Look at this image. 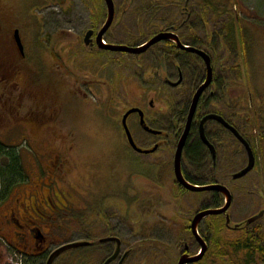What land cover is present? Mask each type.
<instances>
[{
    "label": "rangeland",
    "instance_id": "obj_1",
    "mask_svg": "<svg viewBox=\"0 0 264 264\" xmlns=\"http://www.w3.org/2000/svg\"><path fill=\"white\" fill-rule=\"evenodd\" d=\"M9 1L16 6L17 0ZM129 1L113 0L116 16L104 36L106 44L135 47V43L142 45L153 37L148 35V32L145 33L147 25L142 26L137 12L129 7ZM230 1L228 7L237 26L234 35L237 55H230L228 46H220L219 42L216 53L218 55H214V58H223L215 60L213 68L217 76L222 77L224 89H227L229 111L232 114L228 111L225 117H229L227 119L230 122L234 121L233 114L241 119L242 124H238L236 118L233 123L239 126L240 131L249 139L247 143L255 155V167L246 178L233 180L232 176L246 167L247 158L237 141L228 142L226 139L223 141V147H217L214 141L210 142L217 149V167H221L222 171L214 169L216 165L208 163L210 153L201 143L207 151L204 152L206 163L212 168L209 171L208 167L205 173H200L197 170L198 165L193 163L195 167L190 168L193 170L190 176L225 186L233 198L231 221L239 223L256 214L258 208L264 210V0ZM34 3L40 9L33 12L37 25L33 31L34 39L29 45L30 52L26 49L25 56L40 65V68L34 69L36 72L41 71V80L36 81L34 85L29 73L23 68L20 69L16 82L13 75H5L8 77L5 78L7 82H4V88L9 90L12 87L13 90L7 97L12 98L14 102L4 98L2 108L6 109L5 118L12 120L0 123V133L4 134L0 143L21 159L27 175L25 180L10 184L9 191L5 190L8 197L5 194L6 200H0V204L4 202L0 205V221L3 220L2 216L7 214V207L14 202L15 196L28 194L33 199H39L45 187L51 183L52 188L64 193L67 207L54 222L53 237L46 236L45 239L54 244L86 243L87 240H95L98 236L94 231V225L97 224L93 217L95 207L101 202H109L122 196L124 193L121 194V191L127 185V197L158 199V205L151 207L153 216L144 219L145 224L164 223L170 227L171 235L183 236L184 226L179 224L180 221L175 225L169 220H157L158 214L167 218L180 214L179 218L174 219L186 220L184 216H189L187 210H191L192 217L193 212L200 207L199 204L206 199L205 193L194 194L182 191L183 189L179 191L175 185L172 165L178 139L166 143L158 155L141 156L142 154L130 151L120 130L121 117L127 110L135 107L147 116L154 115L159 118L162 127H166V123L172 126L173 112L168 99L172 95L173 87L167 86L165 79L169 78L174 83L176 77L172 69L169 71L167 68L171 61L168 56H162L163 61L168 62L166 66L158 60L160 51L156 48L162 50L161 43L150 48L142 56L115 53L116 55L104 54L102 58L101 53L100 56L96 53L102 52L101 50L96 47L93 53L90 47L84 46L83 43L88 31L93 30L95 35L106 21L107 13L102 1L35 0ZM14 6L10 8L12 11H15ZM229 46L234 48L231 44ZM207 52L212 58V52ZM93 57H100L99 61L94 60L92 63ZM114 67L116 70L113 72ZM95 78L99 80V86L90 88L88 83ZM26 89H37L40 98L46 94L47 103L40 100V106L33 103L32 106L27 96L25 98L28 101L22 97ZM181 91L183 101L181 98L177 104L183 102L182 108H185L183 111L187 117L190 92L188 89ZM219 101L220 99L215 103ZM214 109L208 107L204 110L210 113ZM182 117L184 118V114ZM30 119L36 122L32 124ZM13 122L16 126L12 125ZM137 122L135 116L128 121L137 144L143 149L153 148L157 140L143 135ZM167 131L172 132V128ZM214 132V129L207 131L209 135ZM184 149L185 147L182 151L181 168L185 162ZM52 157L59 159L61 172L57 173L49 168L48 158ZM3 161L4 157L0 164ZM143 167L156 172V176L144 177ZM190 169L187 172L190 173ZM40 188H44L42 192ZM219 197L223 202L220 194ZM193 203L196 204L195 207L191 205ZM242 203L245 205L244 210L241 209ZM221 205L222 203L219 207ZM137 212L134 204L130 211L131 224L132 221L137 223L140 220ZM87 215L92 216L86 217ZM211 222L214 232L213 246L221 245V239L224 241L228 235L230 241L239 246L242 236L227 234L223 218H213ZM156 234L157 232L149 230L145 232V235ZM140 244L148 243L146 241ZM148 245L153 246L154 243ZM152 251L156 254H149L138 261L142 260L141 264H146L151 260V256L152 260L158 259L161 254L155 249ZM229 253L233 254V251L230 249ZM65 254L63 263L56 264H95L93 258L96 255L88 250L81 248ZM228 258L229 264H234V255Z\"/></svg>",
    "mask_w": 264,
    "mask_h": 264
},
{
    "label": "flooded vegetation",
    "instance_id": "obj_2",
    "mask_svg": "<svg viewBox=\"0 0 264 264\" xmlns=\"http://www.w3.org/2000/svg\"><path fill=\"white\" fill-rule=\"evenodd\" d=\"M34 1L35 0H17L16 6H14L9 0H0V123H4L5 120H8L9 122L10 120H12L5 118L6 109L2 108V102L4 101V98H6V100L8 99L14 102L12 98L7 97V95H9V93H11L13 89L12 87L9 90L4 88V82H7L5 81V78L8 77L5 75H13L15 77V80H13L14 82H16V77L19 75L20 69L23 68L29 73V78L34 85L36 84V81L39 82L41 80V71L38 70L37 72L39 73H37L34 69L36 67L40 68V65H38L36 61L31 58L28 60L25 56L26 49L30 52L29 45L30 42L34 39L33 31L37 25L36 17L34 16L33 12L37 9H40L37 4L34 3ZM10 5L14 6L15 11H12L10 9ZM16 36L18 37L21 46L17 44ZM92 39L93 41L95 40V35ZM184 45H186V47L188 48L198 49L208 55V52L203 48H196L187 43H185ZM95 48V45L90 46V51L94 53ZM172 50H174L175 56L173 73L176 77V82L172 83L169 78H166L165 84L167 86L173 87L172 90L175 92V98L177 100V102L174 104L175 106L179 102L178 100L182 98L183 93L181 90L188 89V91L190 92L189 106L187 109L188 111L191 100L197 88L204 81V64L200 57L191 52L178 50L177 48ZM192 60L198 61L199 66L195 65ZM196 73L200 74L201 76V80L199 81L198 85H195ZM188 75H191L190 83H188ZM98 83L99 80L95 78L88 83V86L90 88H96V85L99 86ZM221 83H223L222 79ZM218 84L219 77L214 72L212 84L200 98L191 125V128L197 127V136L199 122L204 116L208 114L204 110L205 105L209 104L208 107L211 109H214V107H216L214 111H210V113H215L222 118H224L226 113L228 112L227 89H221L219 102H212V98L214 96H218L219 90L215 89L218 87ZM26 96L28 97L29 101H31L30 104L33 103L34 105L39 104L40 100H44L43 103H47L48 101V97L46 96V94H43L40 98V92H38L37 89H26V91H24L22 94L24 100H27V98H25ZM16 106L17 104L15 105V107ZM37 106H40V104ZM149 107L151 108L152 104H150ZM132 109H137L143 113V125L140 124V118L138 114L133 115L137 118V125L139 126V129L143 133V135H146L154 141L157 140V142L153 144V148H141L137 144L132 135V132L129 129L130 127L128 121L131 117H133L130 115L127 118L126 125L135 146L142 151H151L155 149L153 153L142 154L141 156L150 157L155 154L158 155V153L162 151V148L165 147L166 143L173 142L179 139L181 126L179 125V121L178 119L176 120L175 116L173 117V119H171V127L166 123V129L172 128V132L169 133L166 129L162 128V121L159 118L155 117L154 115L147 116L141 109L137 107L131 108L129 110ZM12 112H14V110ZM29 121L32 122V124L36 122L33 119H30ZM12 125L16 126L15 122H13ZM145 129L154 131L156 133L152 134ZM208 129H211L212 131L214 129V131L216 132L219 129H223V131H226L215 121H210L205 124V131L207 132ZM120 130L122 137L125 140L126 146L130 149L131 152H133L126 139L123 127L121 126V121ZM226 132L229 133L228 131ZM1 136H4V134L0 133V138ZM210 136H212V134ZM214 136L216 140L214 142L216 143L217 147H223V140H221L220 142V137H222V135L219 137L218 133H214ZM208 141L211 142V138ZM214 148L216 154L215 162H213L210 154L209 161L211 162V165L217 166V149L215 146ZM48 165L49 168H52H50L51 170H54V172L59 173L62 171L60 170L61 163L57 157H52L50 159L48 158ZM216 166L214 168H216ZM142 172L145 175L144 177H147L148 175L156 176V172L150 171V168L146 170L143 167ZM53 180H51V182H53ZM175 185H177L179 191L182 190V188L176 182ZM239 186L242 187L241 184H239ZM43 189L44 188H40L41 192ZM128 189L129 186L126 185L121 191V194L124 193L122 194V196L112 199L109 202H101L95 207V214L93 215V217L94 222L97 223L94 225V231L98 235L96 236L97 239H95L97 241L92 240L93 238L87 240V243H89L90 246L84 249L88 250V252H92L93 255H96L93 258L95 264H105V262L113 258L114 255H116L114 260L109 264H141L142 260L138 261L139 258H146V256H148L149 254H156L152 251V249H155L157 253L161 255L158 259L155 260H152L151 256V260L149 262L147 261L146 264H179L181 259H187V261H190L199 257L202 249L191 233L190 224L197 213L213 208L211 207V204L213 203L212 193H208L209 196L208 194H206V199H204L203 203L199 204L200 207H197V209L193 212L192 217H190L191 210H187L189 216H184L186 220L174 219L179 218L180 214L174 215L173 218H167L162 214L157 215V220L161 219L162 222L169 220V222H174L175 225L178 221H180L179 224L184 226L182 233L183 236H179L178 234L176 236H173L171 235L170 227L164 223L154 225L144 223V219L153 216V213H151V207L154 205H158V203H156L158 199H149V197L142 199H132L130 197H127L126 192ZM6 190L9 191V188H7ZM5 194L7 196V192H3V188H1L0 186L1 201L6 200L4 199ZM259 197L261 198L260 195ZM232 201L233 198H231V204L227 211V216L230 224L233 226L247 223L257 217L261 212H263V215L258 220L248 224L247 226H243V228L241 229L236 230L230 229L226 225V214L223 216H212L206 218L204 221L199 223L197 227L198 234L204 242L205 250L198 261L187 264H229L228 257L232 255H234V264H264V210L258 208L259 211L256 214L249 216V218L245 220H241L239 223H233L231 221L230 214ZM3 203L4 202H2L0 205H2ZM65 203L67 204V200L64 193L60 190L52 188L51 183L45 187L44 193H41V197L39 199H33L32 196L28 194L21 195V197L19 195L17 197L15 196L14 202L7 207V214L5 216L3 215V220L0 221V264H46V260H48L49 256L54 251H56V249L58 250L62 245L66 244H54L53 242L49 243L45 239L46 236H49L51 238L53 237L52 232L54 230V222L58 219L59 216H61L64 208L67 207ZM134 204H136V208L138 211L136 215H138L137 217H139L140 220L137 223H134V221H132L131 224L130 211L131 207ZM191 205L193 207L196 206L195 203ZM138 206H140L141 208L139 209ZM244 206V203H242V210H244ZM112 211H118L121 213L118 214ZM88 216L92 215H87L86 217ZM220 217L224 220L225 232L227 234L231 233L242 236V239H239V246H235V242L230 241V235H228L224 241L221 239V245L213 246L214 232L211 219ZM98 224H101V228ZM146 230L157 232V234L154 236L145 235ZM42 231H44V233ZM185 234H188L189 236H186ZM180 237L187 238V240H184L182 238L180 239ZM105 239L112 240L109 242L100 243ZM133 239H136V241H133ZM146 241L148 244L154 243V245L149 246L148 244H140L145 243ZM134 243L139 244L135 245ZM172 246H174L173 249H171ZM230 249L233 251V254L229 253ZM65 256L66 254L62 253L53 261L52 264H56L57 262L63 263Z\"/></svg>",
    "mask_w": 264,
    "mask_h": 264
},
{
    "label": "trees",
    "instance_id": "obj_3",
    "mask_svg": "<svg viewBox=\"0 0 264 264\" xmlns=\"http://www.w3.org/2000/svg\"><path fill=\"white\" fill-rule=\"evenodd\" d=\"M229 2L231 1L230 0H188L186 2V0H130L129 7L134 8V11L137 12L139 16L138 19L141 21L142 26L144 24L147 25V31H145V33L148 32V35L154 36L159 31L169 30L171 28H174L179 39L184 44L185 43L191 44L196 48H203L206 51H211L213 55L212 65L214 66L215 60H221L223 58V57L214 58V55H218L216 53L218 51L217 46L219 47L218 45L219 42H221L219 43L220 46L224 44L228 46L230 55H234L235 53L237 55V46L234 41V35L237 26L235 25L236 23L235 20L230 14L231 9L228 7V4H230ZM224 21H226V23H224ZM214 27H217V29H215ZM143 28L144 27H142V29ZM227 43L229 45L231 44L234 48H231ZM137 45H139L138 42L135 43L134 46ZM161 45H162L161 47L162 50L156 48L157 46L155 47L157 50L160 51V57H158V60L160 59L161 64L163 65L165 64L166 66L168 62L163 61L162 56L163 57L168 56L171 61L168 63L167 68L169 69V71L171 69L173 71L172 64H174L175 56H174V50H172L171 48V43L162 42ZM96 53H98L99 56L101 53L102 58H104V54L113 55L110 53L99 52V51H96ZM99 58L100 57H93L91 62L94 63L93 62L94 60L99 61ZM192 62L195 63V65L199 66L198 61L192 60ZM97 65L99 66V63ZM115 70L116 68L114 67L113 72ZM200 79H201L200 74L196 73L195 85H198ZM221 79L222 77L220 76L219 84L217 87L219 90L218 96H214L212 98L213 99L212 102L214 103L216 102V100L220 99L219 97L221 96V89H224V84L221 83ZM190 82H191V75H188V83ZM174 93L175 92L172 90L171 93L172 95L169 96L170 98L168 99V102L171 104L170 107L173 112V117L175 116L176 120L178 119L179 125L182 123L180 125L182 129V125L184 126V122L186 118L185 111H183L185 108H182L183 102L182 104H177L176 106L174 105L177 102ZM208 106L209 104L205 105L204 108H208ZM228 111H229V106H228ZM183 114H184V118L182 117ZM227 118L224 117V119L230 125H233V127L238 131V133H240L244 137V139H246V141L249 142V139L245 136V133L240 131L239 126L233 123L236 118L237 123L242 124L241 119L238 118V115L233 114V118H234L233 122H230ZM162 128L166 129V127H162ZM214 133H218L219 137L222 135V137H220V142L221 140L225 141L226 139L228 140V142L235 141L234 138L226 131H223V129L222 130L219 129L218 132L215 131ZM214 133L212 134V136H210L209 134H207V132H205L207 139L211 138V142L216 141ZM204 152L207 151L202 146L200 140L198 139L197 127L191 128L184 149V160L186 163L183 162L182 164V173L184 175V178L186 179V181H188L191 184L205 185L208 184L209 182V180L205 181L204 179L201 180L195 179L190 176V174L193 173L192 172L193 170H191L190 168L195 167L196 165H198L197 170L200 173H205L208 170V167H210L206 163ZM2 157H4L5 161H3L0 164V185L1 188H3V192H4L9 187L10 184L25 180L27 172L23 168L21 159L13 155L8 147L0 143V160L2 159ZM207 161L211 165V162L209 161V157ZM193 163L195 166L193 165ZM211 168L212 167L209 168V171ZM189 169H190V173L189 171L187 172V170ZM214 169H217L220 172L222 171L221 167L218 168L216 166V168ZM212 197H213V203L211 204V207L216 208L219 206L221 199L219 195L216 194H212Z\"/></svg>",
    "mask_w": 264,
    "mask_h": 264
},
{
    "label": "water",
    "instance_id": "obj_4",
    "mask_svg": "<svg viewBox=\"0 0 264 264\" xmlns=\"http://www.w3.org/2000/svg\"><path fill=\"white\" fill-rule=\"evenodd\" d=\"M103 2H104V5L106 7V10H107L106 21H105L104 25L102 26V28L99 30V32L96 34L94 41L92 39V36L94 35V32L92 30L88 31L85 34V36L83 38V43L86 47L92 46L94 43L97 46V48L101 51H106V52H110V53H121V54H127V55L140 56V55L146 53L150 48H152L153 46H155L158 43L172 42L178 50L191 52V53L197 55L198 57H200L201 60L203 61V64L205 67V79H204L203 83L197 88V90H196V92H195V94L191 100V104H190L189 111H188V114L186 117V121H185L184 127L182 129L181 135L178 139V143L176 145V149H175V153H174V157H173V165H172L175 182L185 191L190 192V193H194V194L212 192V193L220 194L224 198V206L223 207L218 208V209H209V210H205L203 212H199L194 216L193 220L191 221V224H190L191 233H192L194 239L196 240V242L201 246L202 251H201V254L199 255V257H197L196 259H193L190 261H187V259L186 260L181 259L179 264H187V263H191V262H196L201 258L202 254L205 250L204 242L200 238L198 231H197V227H198L199 223H201L202 221H204L208 217L223 216L225 214L227 216V211L230 207L231 198H232L228 189L225 186H222L219 184H209V185H205V186H199V185H193V184L187 182L183 176L182 168H181L182 151L186 145L188 136L190 134L191 125H192V122H193V119H194V116L196 113L198 102H199L202 94L212 84L213 69L211 67V59L207 54H205L204 52H202L198 49H192V48H188V47H185L184 45H182L179 38L171 32H159L158 34L153 36L150 40H148L145 43H143L142 45L136 46V47L120 46V45H113V44H104L103 38L113 23L114 16H115V8H114L113 0H103ZM16 40H17V44L19 46H21L17 36H16ZM133 114H138V116L140 118V124L141 125L144 124L143 113L140 112L139 110L132 109V110H129L128 112H126L124 114V116L121 119V125L123 127V130H124L126 139L128 141V144L130 145L131 149L138 154L153 153L155 151V149H153L151 151H142L135 146V144L132 140V137L130 135V132H129L127 125H126L127 118ZM210 121H215L219 125H221L226 131H228L233 136V138L243 148V150L246 154V158H247V165L244 169H242L238 173L234 174L232 176V179L233 180L244 179L246 176H248L253 171V169L255 167L256 160H255V155L253 153V150L251 149V147L247 143V141L243 139V137L237 132V130L234 127H232L230 124L225 122L222 119V117L215 115V114H210V115L204 116L201 119V121L199 122L198 136H199L200 142L208 149L212 160L215 159V150H214V147L211 145V143L207 140L206 135H205V124L207 122H210ZM145 130H147L148 132H150L152 134L156 133V132L150 131L148 129H145ZM262 215H263V212H261L257 217H255L254 219H252L251 221H249L247 223H244L242 225H234V226L230 224L228 216H227L226 225L228 226V228L233 229V230L241 229V228H243V226H247L248 224L258 220ZM111 240L112 239H105V240H102L100 243L109 242ZM88 246H90L89 243H74V244H68V245L66 244L65 246H63L60 249H58L57 251H55L49 257L47 264H52L53 261L62 253H66V252H69L71 250L86 248ZM115 256L116 255H114L113 258L106 261L105 264H109L110 262H112L114 260Z\"/></svg>",
    "mask_w": 264,
    "mask_h": 264
}]
</instances>
